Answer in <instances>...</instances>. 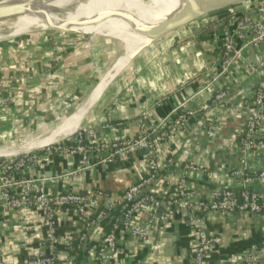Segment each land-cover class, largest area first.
Returning <instances> with one entry per match:
<instances>
[{"label": "crops", "instance_id": "obj_1", "mask_svg": "<svg viewBox=\"0 0 264 264\" xmlns=\"http://www.w3.org/2000/svg\"><path fill=\"white\" fill-rule=\"evenodd\" d=\"M257 1L264 0H252L245 9ZM243 10L235 11L241 13ZM229 11L200 18L161 35L132 58L106 92L111 77L122 67L118 69L116 64V69H112L114 72L110 71L112 76H105L106 72L100 80L106 68L113 66V61L105 56L106 49L112 46L102 39L92 43V38L85 41L82 36L73 34H42L26 35L18 41L0 44V147L21 145L27 135L57 125L76 109L80 112L79 118L86 117L83 125L92 126L107 140L136 136L148 120L146 114L152 121H158L167 116L180 100L197 91H202L197 103L209 108L208 113L212 115L216 110L210 97L215 89L212 79L217 73L215 61L220 40L216 34L221 31L218 21L221 18L223 22L233 20ZM261 49L264 52V43ZM243 59L241 68L245 69L246 65L256 62L258 55L252 52ZM244 80L231 93L236 101L240 100V94L245 97L251 93L250 81ZM221 83H224L223 78ZM89 95L92 97L91 108H80ZM239 121L236 114L229 116L212 141L205 137L186 141L181 133H176L163 148L175 162L166 173H161V190L165 185L163 179H172L185 160L190 159L204 171L198 177L188 174L190 186L204 190L229 187V168L237 166V145L232 138ZM43 149L33 152L46 155L48 162H41L33 168L30 176H52L76 167V157L55 151L50 155L46 147ZM143 155V151H137L115 163L95 164L77 179L73 187L83 193L103 190L120 194L137 180L144 166ZM250 159L253 167L264 168V157ZM48 187L54 191L60 185L50 182ZM257 190L264 194V186ZM116 213L107 215L102 223L103 229L105 223L109 226ZM0 223V249L6 264H26L30 256L37 255L44 248L45 231L37 210H23L19 215L5 217L0 215ZM204 227L208 233L219 234L222 238L218 253L210 255L206 264H221L222 261L237 264L232 260L235 255L264 240V220L250 214H236L226 220L210 215ZM56 228L58 262L72 256L76 264H96L88 250L97 243V231L90 232L81 246L77 244L72 248L82 226L71 209L58 213ZM119 234L121 255L109 264H192L195 235L180 213L174 214L162 230L153 225L150 242L135 247V253L130 252L134 250L129 236Z\"/></svg>", "mask_w": 264, "mask_h": 264}, {"label": "built area", "instance_id": "obj_2", "mask_svg": "<svg viewBox=\"0 0 264 264\" xmlns=\"http://www.w3.org/2000/svg\"><path fill=\"white\" fill-rule=\"evenodd\" d=\"M232 8L228 13L233 20L223 22L221 18L218 21L221 31L216 34L220 40L215 61L217 73L212 79L215 89L210 97L216 110L212 115L208 113L209 108L197 103L198 94L202 92L197 91L180 100L167 116L158 121L148 118L134 137L107 140L92 126L83 125L61 143L46 147L49 154L55 151L77 158L75 168L50 177L30 176L33 168L41 162H48L46 155L31 152L0 157V215H19L21 211L31 209L42 216L44 248L37 255L30 256L26 264H76L72 256L58 262L55 252L58 240L56 218L64 209L73 210L81 221L82 228L77 236L80 246L90 232H98L97 243L88 250L96 264H109L121 255L119 233L129 236L134 250L130 252L135 253V247L150 242L153 225L164 229L176 213L186 218L195 235L192 264H206L207 258L218 253L222 244L219 234L208 233L204 227L210 215L226 220L236 214H250L264 220V194L257 190L264 186V168L253 167L250 159L264 157V52L261 49L264 43V1L250 5L241 13ZM252 52L258 55V59L242 69L241 61ZM238 75H243V79ZM244 79L250 81L251 93L245 97L239 95L240 100L236 101L231 93ZM233 114L240 121L232 138L237 145V166L229 168V187L204 190L190 186L188 174L198 177L204 173L202 167L190 159L185 160L172 179H163L162 191L160 175L175 162L163 148L173 136L181 133L186 141L201 137L212 141ZM137 151L144 153V166L137 180L120 194L103 190L83 193L74 189L77 179L95 164L115 163ZM50 182L59 184L60 188L52 191L48 187ZM114 211L117 213L106 232L102 223ZM232 260L237 264H264V240L235 255ZM0 264H6L1 249Z\"/></svg>", "mask_w": 264, "mask_h": 264}, {"label": "bare ground", "instance_id": "obj_3", "mask_svg": "<svg viewBox=\"0 0 264 264\" xmlns=\"http://www.w3.org/2000/svg\"><path fill=\"white\" fill-rule=\"evenodd\" d=\"M112 1L114 0H0V14L7 11H15L19 13H78L77 16H79L80 19L84 23H87L91 28L95 29L100 23L101 25L104 24L99 30L97 29L98 32L102 30L122 32V27L119 23L106 22L108 19L113 17L114 13H116L115 8L117 5L115 4L117 3L115 2L113 4ZM121 1L130 3V6L139 9L144 14L139 18L141 19V26L138 27L142 30L146 29V31L140 36V40H137L138 48H144V46L150 45L160 34L159 29L162 28L163 25L172 24L177 21L176 19L181 16L176 13L180 12L178 11L180 10V7L183 8L185 6L190 8L194 5L196 0ZM118 5L124 4L119 3ZM48 22V20L44 23L40 22V28L49 27L50 24H48ZM34 29L36 28L23 25L18 18L6 17L0 20V35L7 36L9 38L4 37L3 39H0V41H9L26 33L40 31L38 28L36 30ZM136 52L137 47L131 52V55L133 54L135 56ZM81 104L80 108L86 107L87 109H90V105H92V97L89 95L86 99H84V101H82ZM88 106L90 107L88 108ZM79 114L80 112L76 109L74 112L61 120L57 125H52L48 129L38 131L35 135H27L25 142L21 145L13 147H0V156L7 157L21 153L26 154L43 149L49 145L60 143L72 136L75 132L79 131L83 126L86 117L80 116L81 118H79Z\"/></svg>", "mask_w": 264, "mask_h": 264}, {"label": "rangeland", "instance_id": "obj_4", "mask_svg": "<svg viewBox=\"0 0 264 264\" xmlns=\"http://www.w3.org/2000/svg\"><path fill=\"white\" fill-rule=\"evenodd\" d=\"M250 1H252V0H250ZM250 1H247V2H244V3L239 4L237 6H234V9L235 10H243V9H245L246 4H248V2H250ZM115 2L117 3V4H115V5H117L115 8L116 13H114L113 17L108 19V21H106V22L119 23L122 27V32H116L113 30L112 31L111 30H107V31L102 30V31L98 32V30L104 24L101 25V23H100L97 28H95V29L91 28L87 23H84L80 19L79 16H77L78 13L77 14L76 13L75 14L74 13H59V12H54V13H43V12L19 13V12H15V11H7V12L0 14V20L4 19L6 17H14V18H18L19 21L23 25L31 26V27H34L36 29L38 28V29H40V31H49V32L39 33L40 31H35L34 33H30V34L26 33L22 36H18L17 38L11 39L9 41L8 40L7 41H0V44L7 43L10 41H16V40L18 41L19 39H21L22 37H25L26 35H33V36H38V35H42V34L63 35V34H66L68 32H72V33L78 34V36H82L85 41H87L89 37L92 38V40H91L92 43L94 42V40H97V39H102V40L108 42L112 46V48L106 49V55L105 56H107L108 58H110L113 61L112 67L115 68V65L118 64L119 65L118 69H121V67L124 68L125 66H127L126 65L127 62L132 60L134 55L133 54L131 55V52L136 47H137V52L135 53V56L139 52H141L144 48H146V46H144V48H138V42H137V40H140V36L143 33H145V31H146V29L142 30L141 28H139L141 26V19H139V18L141 17V15H144V14L139 9L130 6V3H128V2H124L121 0L112 1L113 4ZM119 3L124 4V5H118ZM95 13H96V11H95ZM120 14H122V15H120ZM208 16L209 15H207L205 17H208ZM178 19H180V17H178L176 20H178ZM47 20L49 21L48 24H50V26L46 27V28H40V25H41L40 22L44 23ZM103 23H105V22H103ZM93 24H95V23H93ZM61 26H63V27H61ZM36 29H34V30H36ZM52 30H60V31H64L65 33L52 31ZM36 32H38V33H36ZM79 34H82V35H79ZM86 35H88V36H86ZM160 36H161V34H159L155 38V40L157 38H159ZM4 37H7V36L0 35V39H3ZM7 38H9V37H7ZM136 43H137V45H136ZM129 56H130V58H129ZM127 58H128V60H127ZM110 66H108V68H106L103 75L100 77V80L102 79V77L104 76V74L106 72H109ZM109 76H112L111 73L108 74V77ZM114 76H112L111 79H114L115 78ZM118 76H116V78L112 82H115V80L118 78ZM238 77L240 79H243V75H238ZM112 82L110 81V83H112ZM111 85H110V87H107L105 92L111 88ZM105 92H104V94H105ZM206 93H208V92L206 91ZM103 95H102V97H103ZM102 97H101V99H102ZM199 97H201V96H199Z\"/></svg>", "mask_w": 264, "mask_h": 264}, {"label": "water", "instance_id": "obj_5", "mask_svg": "<svg viewBox=\"0 0 264 264\" xmlns=\"http://www.w3.org/2000/svg\"><path fill=\"white\" fill-rule=\"evenodd\" d=\"M247 1H250V0H196L194 2V5L190 8L188 7H180V12H176L178 13L180 16V19H178L176 22L172 23V24H168V25H163L162 28L159 29V32L161 35H164L165 33L173 30V29H176L178 27H181L183 25H186L190 22H193L195 20H198L202 17H205L207 15H211V14H215V13H218V12H222V11H225L229 8H232L234 6H237L239 4H242L244 2H247ZM178 15V16H179ZM52 31H57V32H64V31H60V30H52ZM47 33L49 31H40L39 33ZM34 33V32H32ZM38 33V32H36ZM65 33V32H64ZM30 34V33H29ZM66 34H73V35H78L76 33H72V32H68ZM79 35H82V34H79ZM84 35V34H83ZM88 36V35H86ZM90 38V37H89ZM148 46V45H147ZM146 46V47H147ZM134 57V56H133ZM130 62V61H129ZM126 65H128V63ZM126 67V66H125ZM124 67V68H125ZM113 68V67H112ZM109 69V72H107V75L105 76H108V74L110 73V71L112 70ZM124 68H122L118 74H116L114 77L116 78V76H118L123 70ZM114 78V79H115ZM114 79H111V82L114 80ZM98 83H100V80L98 81ZM97 83V84H98ZM96 84V85H97ZM110 85V82L109 84H107L106 86ZM96 87L93 88L92 92L94 91ZM105 88V87H104ZM102 93V92H101ZM91 95V94H90ZM101 95V94H100ZM147 116L145 117V119H148L150 118L148 116V114H146ZM148 117V118H147ZM147 122V120H146ZM59 144V143H57ZM57 144H53V145H57ZM51 146V145H49ZM49 146H46V147H49ZM45 148V147H44ZM40 150V149H39ZM31 153V152H30ZM20 155H24V153H21V154H18V155H15V156H20ZM51 155V153H50ZM7 157H13V156H7ZM108 165V164H107ZM46 177H50V176H46Z\"/></svg>", "mask_w": 264, "mask_h": 264}, {"label": "trees", "instance_id": "obj_6", "mask_svg": "<svg viewBox=\"0 0 264 264\" xmlns=\"http://www.w3.org/2000/svg\"><path fill=\"white\" fill-rule=\"evenodd\" d=\"M109 228H110V224H109V226H108V223H105V224H104V229H105L106 232L108 231ZM77 244H78L77 241L73 242L72 248L76 247ZM80 250H82V249H80Z\"/></svg>", "mask_w": 264, "mask_h": 264}]
</instances>
